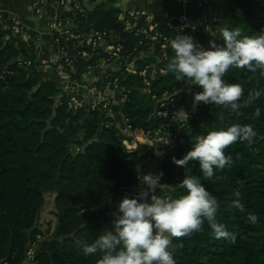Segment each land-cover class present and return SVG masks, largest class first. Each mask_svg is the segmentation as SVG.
<instances>
[{
    "label": "trees",
    "instance_id": "16d2710c",
    "mask_svg": "<svg viewBox=\"0 0 264 264\" xmlns=\"http://www.w3.org/2000/svg\"><path fill=\"white\" fill-rule=\"evenodd\" d=\"M119 1L75 9L70 15L77 26L74 33L83 37L99 32L106 34L110 44L121 46L120 59L109 62L115 68L137 58L139 71H146L147 78L154 81V91H144L143 76L130 75L121 68L106 82L117 80L127 96L123 114L130 125L171 135L170 117L157 115L159 101L168 93L176 99L171 109L179 111L192 84L171 73L161 75L174 55L170 41L183 34L202 45L204 37L190 28H180L176 20L156 18L160 37L152 42L143 32L155 34L146 18L121 20L122 11L116 6ZM211 6L213 39L208 48L212 43L223 45L221 28H239L242 35L264 32V0H213ZM13 25L9 17H0V261L22 264L28 248L36 244L38 264H97L101 254L85 256L77 241L90 244L110 229L122 199L138 196L135 189L147 174L137 153H130L124 145L109 107L100 104L72 109L68 103L59 104L60 91L45 79L35 42L22 33L15 34ZM58 42L73 61L72 66L62 62L73 81L80 82L83 74L107 59L101 52L84 58V52H91L79 40L63 37ZM224 80L241 85L243 95L237 103H245L250 92L262 94L235 112L201 102L182 130L173 160L183 159L199 136L226 130L231 124L252 125L256 137L252 143L237 141L226 148L225 155L232 157V163L223 170L214 169L211 178L202 175L198 161H190L186 167L177 165L181 173L172 175L171 157L166 156L157 166L162 176L156 196L185 195L179 185L186 172L199 177L218 201L217 222L234 232L236 241L216 239L205 220L201 231L172 238L175 264H264V75L259 70L230 67ZM160 89L163 91L157 92ZM202 91L200 86L197 93ZM256 109H260L259 118L254 115ZM237 191L242 211L232 207ZM45 212L58 218L53 230L43 229ZM251 215L257 217L255 223L249 219Z\"/></svg>",
    "mask_w": 264,
    "mask_h": 264
},
{
    "label": "clouds",
    "instance_id": "9594fccd",
    "mask_svg": "<svg viewBox=\"0 0 264 264\" xmlns=\"http://www.w3.org/2000/svg\"><path fill=\"white\" fill-rule=\"evenodd\" d=\"M223 45L215 43L205 50L191 36L177 34L170 41L174 53L161 75L173 74L177 80L198 85L203 91L193 97V108L201 102L215 104L232 111L259 99L262 92H250L245 103L241 100L243 89L238 83H227L225 74L231 68L259 70L264 75V32L242 35L239 28H221ZM264 91V90H262ZM181 112H184L183 110ZM185 113V112H184ZM186 114V113H185ZM254 115L259 118L260 109ZM257 133L250 124H231L226 130L209 131L193 143L183 159L174 160L178 166L186 167L190 161H198L199 169L206 178L215 175L214 169L223 170L232 163V157L225 155V149L237 141L253 142ZM160 175H144L142 183L147 186L135 198L122 199L118 211L113 214L112 227L104 230L92 243L77 241L85 256L99 252L97 264H175L170 245L172 238L190 235L202 230L207 220L216 239L236 241V234L216 220L218 201L206 191L197 176L186 172L179 185L186 194L173 198L151 195L160 185ZM232 207L243 210L239 191ZM249 219L255 223L257 217Z\"/></svg>",
    "mask_w": 264,
    "mask_h": 264
},
{
    "label": "built area",
    "instance_id": "2783aa9c",
    "mask_svg": "<svg viewBox=\"0 0 264 264\" xmlns=\"http://www.w3.org/2000/svg\"><path fill=\"white\" fill-rule=\"evenodd\" d=\"M210 4L213 0H207ZM73 3H75L73 0H61L60 4L64 8L73 10ZM76 5V4H75ZM211 6V5H210ZM47 3L46 0H40L38 3L35 4L34 10L37 15H44L47 13ZM77 8L78 7L77 5ZM3 16L0 13V17ZM145 17L147 23L150 26L149 30H154L155 34H148L146 30H143V32L147 35V39H149L152 42L157 41V39L160 37V34L158 30V25L155 23L154 17L148 16L147 13L142 11H131L126 14H121V20H126L127 18L133 19L134 21H138L140 18ZM14 23L13 30L15 34H24L27 37L26 31L22 28L20 23L12 18H9ZM70 19V18H69ZM66 19V23L63 19H56L50 23V29L52 31H57L59 33V36L56 38V43L59 45L58 39L65 37L66 40L70 39H76L80 41V44L83 45L87 50L89 49V52H84L83 57L86 59L91 58L92 56L99 54L101 52L104 55H107V59H103L101 61V64L98 68L89 69V71L82 75V77L86 74L91 75L90 78L83 83L82 77L81 81H73L71 80V77L69 73L66 70V73L69 77L67 87L65 88L64 94L67 96L66 99L62 100L60 99L58 102L60 105L63 103H68L69 107L72 109H79L84 107L86 104L81 99V93L84 92H91L94 97V102L92 105H90L92 108H96L100 104H104L105 107H109L111 105V96L109 95V92L112 91L114 93L120 94V102L122 105L126 103L127 96L124 95L122 92V89L118 86V81L114 80L113 82H106V80L109 78L110 74L113 72H117L120 68L121 70H124L126 73L130 75H141L145 78L144 84L145 89L144 91L147 93H150V88L152 86L151 79L147 78V72H140L137 66V58H132L125 65H122L119 69L113 67V64H110L109 62L111 60H114L115 62L120 59V51L122 50L121 46H114L110 44L106 40V34H101L99 32H93L89 35L81 37V35L75 34L74 30L77 29V26H75V23L73 20ZM171 22L176 20L180 28H190L194 31H197L201 33L202 37H204V43L202 44L203 48L205 50H208V43L212 41L213 39V30L211 28V22L213 20H202L197 24H192L188 21L186 17H179V18H168ZM131 25L127 24V29H130ZM136 27V25H135ZM28 38V37H27ZM60 46V45H59ZM57 62H59L62 69H66L64 64H68L69 66H72L73 61L69 57V54L63 50L60 47L59 54L56 57ZM101 67L108 68V70L103 71L101 74L97 73V70ZM73 71H75L72 68ZM155 74V71L152 72V75ZM149 77V76H148ZM200 86L198 85H192L191 90L198 92ZM108 93V94H107ZM173 96L166 93L161 101H159V112L157 115L159 117H170V128L172 130V134L170 135L167 132H164L163 130H158L154 133L146 132L143 128L140 127H133L126 121L127 127L124 130L122 135L123 143H127L129 139H135L139 135H144L146 139H149L151 142H147L143 146L145 148L143 149L144 153L146 155L152 154L155 157H158L160 159L165 158L166 156H169L170 153L175 152L176 149L179 146L181 133L183 128L185 127L186 123L191 119L192 113H193V107L188 108L185 104L181 107L179 111L172 110L176 104V99L172 98ZM184 112H181V111ZM124 143V145H125ZM126 146V145H125ZM126 148L130 153H137L139 156L141 151H139V148L132 145H127ZM156 189L155 192H150V195H156ZM37 247L36 244L29 247L26 253V259L22 264H38L37 259ZM0 264H8L7 262L0 261Z\"/></svg>",
    "mask_w": 264,
    "mask_h": 264
},
{
    "label": "crops",
    "instance_id": "0c3cea01",
    "mask_svg": "<svg viewBox=\"0 0 264 264\" xmlns=\"http://www.w3.org/2000/svg\"><path fill=\"white\" fill-rule=\"evenodd\" d=\"M40 0H0V13L9 18L17 20L22 28L26 31L27 37L34 41L37 47V55L39 61L43 64L41 71L45 79L51 81L56 88L60 91L57 97L58 100L66 99L64 94L65 88L68 84L69 77L64 70L61 69L56 57L59 54L60 47L56 43V38L59 36L57 31H52L50 23L56 19H69L70 15L74 13L71 9L61 6V0H46L47 13L44 15H37L34 10V6ZM73 10L78 7H84L92 9L94 5L105 2L108 0H73ZM76 4V5H75ZM207 0H120L116 6L119 7L123 14L131 11H142L154 18H166L169 17L179 18L186 17L192 24H197L202 20H209L213 18V8ZM169 20V19H168ZM170 21V20H169ZM171 22V21H170ZM159 64L162 62L159 60ZM108 68L101 67L97 70L98 74ZM91 75H84L82 77L83 83H85ZM108 94V93H107ZM197 94L196 91L190 90L188 92L185 105L188 108L193 107V97ZM109 95L111 96V105L109 108V115L113 118V121L121 134L127 127L126 120L123 114V105L120 102V94L113 91ZM81 99L83 102L90 106L94 102V97L91 92L81 93ZM149 139H146L144 135H139L135 139H129L125 145H134L141 151L138 159L140 163L143 161L144 171L147 175L157 172L158 163L165 158H158L152 154L146 155L143 151ZM151 144V142H150ZM144 185V184H143ZM145 186V185H144ZM147 188V186H145ZM142 185L135 189V193L138 195L142 191L148 189ZM146 189V190H145ZM151 195L149 194V199Z\"/></svg>",
    "mask_w": 264,
    "mask_h": 264
},
{
    "label": "rangeland",
    "instance_id": "374dc122",
    "mask_svg": "<svg viewBox=\"0 0 264 264\" xmlns=\"http://www.w3.org/2000/svg\"><path fill=\"white\" fill-rule=\"evenodd\" d=\"M69 20H72V19H69ZM76 26V25H75ZM60 47V46H59ZM61 67V66H60ZM62 69V68H61ZM62 70H64V69H62ZM65 71V73H66V69L64 70ZM68 76V75H67ZM140 162V161H139ZM142 164H144L143 163V161L141 162ZM152 173H154L153 175L154 176H156V175H159V171H157L156 173L154 172V171H152ZM160 184H161V181L159 182ZM144 188H146L144 185H143V183L141 184ZM140 185V186H141ZM147 189V188H146ZM145 189V190H146ZM51 219V220H50ZM50 220V222H49V225L47 224V221H49ZM42 221L44 222V225H43V229H44V231H46L47 230V227L48 228H50L51 230H53L55 227H56V225H57V223H58V218L56 217V216H50L47 212H45L44 214H43V218H42ZM39 240L40 241H43V237H39ZM40 248V247H39ZM170 251L172 252V248H171V246H170Z\"/></svg>",
    "mask_w": 264,
    "mask_h": 264
},
{
    "label": "water",
    "instance_id": "95a60500",
    "mask_svg": "<svg viewBox=\"0 0 264 264\" xmlns=\"http://www.w3.org/2000/svg\"><path fill=\"white\" fill-rule=\"evenodd\" d=\"M150 91H151V92L154 91V81H153V83H152V86H151V88H150ZM162 91H163V89H160V90H158L157 92H162ZM175 155H176L175 152H172V153L169 154V156L171 157V160L169 161V166H170V171H171V174H172V175H176L177 173H181V172H178V170H177V164L174 163L173 158L175 157ZM138 168H139V166H138ZM64 216H65V211H63V212L61 213L60 217H59L58 228L61 227V225H62V219H63Z\"/></svg>",
    "mask_w": 264,
    "mask_h": 264
}]
</instances>
